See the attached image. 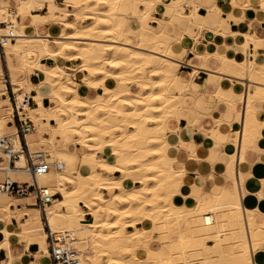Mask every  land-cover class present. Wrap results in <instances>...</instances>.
<instances>
[{
	"label": "bare ground",
	"instance_id": "obj_1",
	"mask_svg": "<svg viewBox=\"0 0 264 264\" xmlns=\"http://www.w3.org/2000/svg\"><path fill=\"white\" fill-rule=\"evenodd\" d=\"M187 1L189 12L183 6ZM259 1L264 6V0ZM198 5L195 0H64L61 5L57 0H0V33L7 36L3 50L16 105L34 124L26 141L31 152L43 151L52 165L37 181L60 194L46 207L48 225L73 236L80 264H264V240L249 242L244 237L248 227L264 228L263 209L236 207L216 195L206 202L195 185L188 193L193 204L187 206L180 191L186 170L167 151L166 120L185 111L184 96L175 88L181 61L174 59L185 50L179 52L176 45L185 35L195 39L194 25L203 28ZM43 8L47 11L39 13ZM154 11L170 16L156 17ZM24 16H29L31 26L60 24L61 30L26 33L24 22L17 27V18ZM81 19L90 22L82 25ZM245 36L253 39L254 48L243 60L216 55L217 73L243 85V140L258 137L264 127L252 106L254 101L264 102V64L254 60L260 41ZM61 59L66 64H60ZM76 59L77 66L69 64ZM33 71L38 84L29 80ZM72 75L95 89V95H83ZM131 84L139 91L132 92ZM5 89L0 66V138L15 132L14 124L7 123L15 108L2 95ZM32 89L37 91V104L47 90L51 105H22ZM236 94L233 88L219 89L215 96L234 109ZM45 131L49 138L43 136ZM13 139L17 150L19 140ZM70 140L84 151L68 150ZM106 147L111 153L103 156ZM8 162L9 155L0 147V182L6 176L31 182L27 171ZM24 165L20 155L16 166ZM116 171L121 174L114 175ZM6 198L34 203L32 197L0 192V207L6 209L15 204ZM39 212L29 210V218L19 226L30 240L46 238ZM151 229L155 237L148 234Z\"/></svg>",
	"mask_w": 264,
	"mask_h": 264
},
{
	"label": "crops",
	"instance_id": "obj_2",
	"mask_svg": "<svg viewBox=\"0 0 264 264\" xmlns=\"http://www.w3.org/2000/svg\"><path fill=\"white\" fill-rule=\"evenodd\" d=\"M195 1L199 3L197 15L202 18L203 28L194 25L195 39L185 35L182 44L176 45L179 52L182 48L185 50L183 57H174L175 60L181 61L178 67L179 80L175 88L184 96L185 111L179 118L170 116L166 120L165 139L168 143V154L186 170V178L180 188L181 193L184 191L182 194L186 196L182 201L187 206H192L193 200L188 193L195 185L201 189L200 198L206 202L210 201L211 196L216 195L236 207L259 208L264 211V127L261 128L258 137L242 139L239 131L241 124L246 120L247 110V104L240 99L243 85L235 79L220 76L216 71L220 67L217 54H228L241 61L251 53L254 41L246 37V34L260 41L255 49L254 60L258 64H264V6L259 0ZM183 6L185 12H189V2H185ZM40 10L46 12L47 8ZM40 10L38 12L43 13ZM164 14L154 11L156 17H169L168 14L165 16ZM17 20V27L24 22L27 26L25 32L32 35L56 34L61 30L60 24L54 26L43 24L39 28L31 26L29 16L18 17ZM151 24L156 25V22ZM169 33L174 34L173 31ZM59 63L66 64L63 59L59 60ZM0 66L4 76L7 72L11 80L4 50L3 55L0 52ZM30 75L31 83L38 84L39 76L34 71ZM77 81L79 91L83 95H95V89L84 86L80 78ZM232 88L237 93L234 97V109L229 102L215 96L219 89ZM131 90L134 93L138 92L139 87L131 84ZM36 94L35 89L30 91L32 96L30 106L51 105L47 90H43L44 95L39 104L34 99ZM252 106L256 118L264 121V102L254 101ZM219 121L222 122L217 123ZM50 123L53 124L54 121L51 120ZM43 136L49 138L50 133L45 131ZM66 147L68 150L77 149L79 153L84 151L73 140L67 142ZM109 153L110 147H106L103 156ZM120 174L119 171L114 172V175ZM176 199L179 201L177 196ZM6 200H15V204H11L9 209L0 207V264L30 262L51 264L46 238L40 240L39 237H35L30 240L19 232V226L29 218V210H38L36 206L27 205L33 203V200L25 198ZM244 237L250 239L249 242L255 239L264 240V228L259 230L248 227L244 231ZM243 250H248L247 244Z\"/></svg>",
	"mask_w": 264,
	"mask_h": 264
},
{
	"label": "built area",
	"instance_id": "obj_3",
	"mask_svg": "<svg viewBox=\"0 0 264 264\" xmlns=\"http://www.w3.org/2000/svg\"><path fill=\"white\" fill-rule=\"evenodd\" d=\"M3 23H0V27ZM7 36L0 33V52L3 55V47L6 44ZM6 89L3 96H7L11 105L15 108L12 114V120L9 124H14L15 132L9 136L0 138V147L9 155L8 166L16 168V170H25L31 176V182L13 180L6 176L0 182V192L10 196L32 197L33 204L41 211V219L44 230L46 231L47 249L51 264H80L79 253L74 244V238L68 231L54 232L48 225L46 217V207L52 203L60 194L51 192L50 188L40 185L37 177L47 173L51 168V163L47 160V155L43 151L31 152L29 150L26 135L34 129V124L29 116L20 113L16 105L15 93L7 72L5 73ZM32 96L25 95L22 105H31ZM21 109L22 106H21ZM13 138L19 140L17 150L13 148ZM25 158L24 166H16L19 156ZM53 166L59 167L54 163Z\"/></svg>",
	"mask_w": 264,
	"mask_h": 264
},
{
	"label": "rangeland",
	"instance_id": "obj_4",
	"mask_svg": "<svg viewBox=\"0 0 264 264\" xmlns=\"http://www.w3.org/2000/svg\"><path fill=\"white\" fill-rule=\"evenodd\" d=\"M58 1V3L61 5V4H63V2H64V0H57ZM77 5L75 4V5H72V6H69V9L70 10H72V9H74V7H76ZM41 12H44L43 10H40ZM166 14H168L169 16H170V14L169 13H165L164 14V16L166 15ZM68 18H71V16H67ZM80 24H82V25H84V24H86V23H88V22H90V20H83V19H81L80 21ZM62 29H63V31H67L65 28H63V26H62ZM52 41V40H51ZM52 47L53 48H55L56 47V44H54L53 42H52ZM79 61V59H76V60H73V61H70L69 63H70V65H72V66H77V62ZM66 62V60H64V63ZM31 76V75H30ZM76 80H79V78L78 77H76V75H72ZM251 88L254 90V84H252V86H251ZM201 111H204L203 109H201ZM222 121H219V122H217V123H221ZM135 184H137V183H135ZM59 197V196H58ZM87 218H89L90 216L88 215V216H86ZM127 229H132L130 226H127ZM150 233V235H151V237L152 236H156V230H154V229H151V230H149L148 231V234ZM149 235V236H150ZM208 236V235H207ZM208 238V237H207ZM155 240L154 239H152L151 240V242H154ZM207 242L208 243H211V239L210 238H208L207 239Z\"/></svg>",
	"mask_w": 264,
	"mask_h": 264
}]
</instances>
